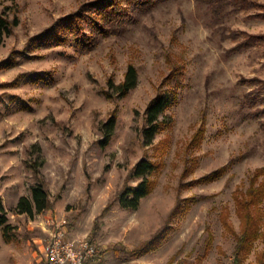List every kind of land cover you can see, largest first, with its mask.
I'll use <instances>...</instances> for the list:
<instances>
[{
    "label": "rangeland",
    "instance_id": "obj_1",
    "mask_svg": "<svg viewBox=\"0 0 264 264\" xmlns=\"http://www.w3.org/2000/svg\"><path fill=\"white\" fill-rule=\"evenodd\" d=\"M95 1L0 0L18 18L0 40V201L12 227L9 242L0 229V264H42L50 220L95 246L90 264H232L235 199L264 187V41L233 49L242 34L264 36V19L229 6L216 14L209 0L143 11L121 2L128 16L107 34L80 18L87 46L69 30L44 38L57 21L90 15ZM129 65L137 85L118 97L109 83H121ZM159 94L175 100L146 146L145 111ZM111 115L115 130L102 146ZM141 160L157 166L151 191L136 209L122 208ZM33 162L49 207L27 216L15 207L31 197ZM252 212L264 232V199ZM262 249L256 239L243 264H256Z\"/></svg>",
    "mask_w": 264,
    "mask_h": 264
},
{
    "label": "trees",
    "instance_id": "obj_2",
    "mask_svg": "<svg viewBox=\"0 0 264 264\" xmlns=\"http://www.w3.org/2000/svg\"><path fill=\"white\" fill-rule=\"evenodd\" d=\"M164 0H97L90 4V15H78L72 14L60 21H57L51 28L42 34L44 38H56L58 31H70L74 36V41L77 45L87 46L91 44V40L84 34L82 28V20H85L90 24L93 29L102 34H107L113 27L121 23L125 17L128 16L127 10L121 5V2H125L126 5L132 9L143 11ZM213 5V10L216 14L220 13L225 7L229 6L234 12H248L251 10L256 11L255 17L264 19V4L257 3L253 0H209ZM6 10H10L9 7L0 9V40L4 36H8L12 33L14 27L18 24V18L13 15L9 17V13ZM245 36V39L237 44L234 51H240L243 48H249L256 44L258 41H264V36ZM233 39H237L233 35ZM251 81L249 83H253ZM262 86L264 83L259 82ZM137 85V72L136 69L129 65L126 69L124 79L119 84L109 83V88L118 97L125 96L130 90L134 89ZM260 85V87H261ZM259 87V88H260ZM264 90V87L260 88V91ZM175 96L171 97L167 94H159L156 96L147 106L146 115V127L143 129L142 136L144 144L149 146L155 138V135L160 130L166 121L159 118L172 106ZM116 126V119L114 115L109 116L107 121L101 126L102 131V146L107 145L111 138ZM157 168L156 164L141 160L133 170L135 177L139 178L138 185L134 188H125L120 196V205L125 209H136L140 200L146 197L152 188V181L150 180L151 174ZM29 169L35 176V184L31 188V197H20L15 207V212L18 214H26L32 216L33 213H40L45 211L49 207V192L46 189L45 182L39 173V164L33 162L29 165ZM260 187V186H259ZM242 197L235 199V205L237 209V217L240 220V235H236V244L232 254V264H243L244 259L250 252L253 242L256 239H262L264 242V232H259V221L253 218L252 208L256 207L258 203L264 199V187L257 189L254 192L247 191L242 193ZM222 223L227 231L233 234V230L226 220V213L222 215ZM0 229L1 236L5 242H9L11 239L12 227L8 223L7 212L5 211L2 202L0 201ZM97 256V255H96ZM95 256V258H96ZM196 264H200L198 259ZM256 264H264V249H262L256 255Z\"/></svg>",
    "mask_w": 264,
    "mask_h": 264
},
{
    "label": "built area",
    "instance_id": "obj_3",
    "mask_svg": "<svg viewBox=\"0 0 264 264\" xmlns=\"http://www.w3.org/2000/svg\"><path fill=\"white\" fill-rule=\"evenodd\" d=\"M48 237L38 243L39 260L42 264H90L96 256L95 246L88 240H71L62 224L53 220Z\"/></svg>",
    "mask_w": 264,
    "mask_h": 264
}]
</instances>
